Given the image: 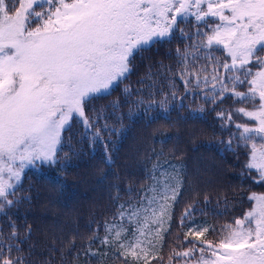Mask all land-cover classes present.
<instances>
[{
    "label": "snow or ice",
    "instance_id": "6c2138e0",
    "mask_svg": "<svg viewBox=\"0 0 264 264\" xmlns=\"http://www.w3.org/2000/svg\"><path fill=\"white\" fill-rule=\"evenodd\" d=\"M177 38L183 47L175 50L176 71H168L185 93L213 106L221 129L229 130L225 149L244 150L241 177L264 184V0H0V213L19 203L26 169L60 164L61 153L67 160L65 133L73 125L90 133V142L101 140L109 125L99 126L103 109L90 113V102L129 78L136 54ZM168 86L158 102L164 110L169 97H178L175 79ZM124 92L131 96V87ZM153 95L139 103L156 104ZM229 100L231 107H223ZM118 107L111 104L114 113ZM181 170L157 160L152 183L136 199L128 189L130 202L117 205L104 236L94 233L85 254L108 256L92 249L98 243L122 264L163 261L158 252L180 196ZM247 200L241 216L219 227L197 222V213H207L188 204L178 221L187 231L182 239L177 233L167 264H264V192L251 191ZM223 203L215 215L229 213L227 196ZM9 227L7 242L0 232V264H27L19 229Z\"/></svg>",
    "mask_w": 264,
    "mask_h": 264
},
{
    "label": "trees",
    "instance_id": "16d2710c",
    "mask_svg": "<svg viewBox=\"0 0 264 264\" xmlns=\"http://www.w3.org/2000/svg\"><path fill=\"white\" fill-rule=\"evenodd\" d=\"M177 47H183L179 38L136 54L129 78L110 95L90 102V113L103 109L99 126L109 125L103 129L101 140L90 142L91 134L86 136L85 129L73 125L71 132L65 133L67 160L61 153L60 164L25 170L17 193L19 203L0 213V232L7 242L9 224H16L27 264H122V258L116 256L86 255L87 246L94 233L104 236L103 226L112 220L117 205L130 202L129 188L133 190L131 199H136L137 191L152 183L148 177L157 160L164 168L169 164L182 166L183 183L171 228L164 234L158 252L164 260H153L152 264H167L171 247H178L177 233L182 239L187 231L178 227V221L188 204L195 201L207 213H197V222L206 220L219 227L250 207L247 196L251 191L264 192V184L241 177L244 150L225 149L221 142L229 138V130L221 129L213 106L195 94L185 93L183 83L172 76L177 68ZM168 79H175L178 97H169L164 110L158 102L165 98L162 93L170 91ZM126 85L132 89L131 96L124 92ZM150 92L157 103H139L141 98L148 101ZM113 102L119 106L115 113ZM231 104L226 101L223 107ZM117 195L119 199H114ZM205 196L210 201L207 204ZM224 196L231 210L225 216L215 215L224 207ZM28 227L30 231L25 232ZM91 247L101 253L107 251L98 243Z\"/></svg>",
    "mask_w": 264,
    "mask_h": 264
},
{
    "label": "rangeland",
    "instance_id": "374dc122",
    "mask_svg": "<svg viewBox=\"0 0 264 264\" xmlns=\"http://www.w3.org/2000/svg\"><path fill=\"white\" fill-rule=\"evenodd\" d=\"M107 252L109 253V254H108L109 257H112V256H113V255H112V252H111L109 249H107Z\"/></svg>",
    "mask_w": 264,
    "mask_h": 264
}]
</instances>
